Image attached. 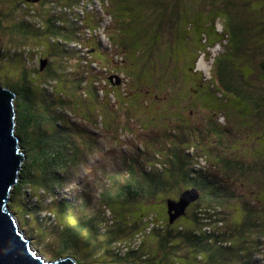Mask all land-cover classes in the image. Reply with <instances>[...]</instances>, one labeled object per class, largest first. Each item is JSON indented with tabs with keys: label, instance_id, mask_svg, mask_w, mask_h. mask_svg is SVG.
I'll return each instance as SVG.
<instances>
[{
	"label": "trees",
	"instance_id": "1",
	"mask_svg": "<svg viewBox=\"0 0 264 264\" xmlns=\"http://www.w3.org/2000/svg\"><path fill=\"white\" fill-rule=\"evenodd\" d=\"M158 1L161 3L163 0H101V14H95L93 19L92 13L82 10L77 0H48L42 4L47 11L41 10L36 22L31 17L26 27L21 28L22 24H20L12 25L11 31L9 27L5 29L16 35L19 34V38L23 41L20 44L21 48L17 49V52H20V50L29 48L25 43L27 40L39 43L43 39L48 40V37L53 35H61L70 39L79 33L93 34L102 28L98 23L102 20L101 18L109 19L115 30L111 35L103 30L104 41L108 49L100 50L101 48L95 44V48L91 46L94 48L91 53L86 51L84 54L88 56L87 60L80 56L73 58L78 65H74L73 62L71 67L73 70L89 72L92 82L107 85L112 90L111 85L113 84L105 75H108V72L118 73L121 67L117 68L107 54L114 51L115 56L119 53L118 57L121 58L124 55L125 59L130 53H135L130 50L132 38L128 31L132 26L136 28V31L137 25L138 29L142 27L138 18L142 17L143 25L147 29H156L165 34L173 27V17L170 16V20L167 17L174 15L176 10L178 11V4L172 0L168 5L172 7L169 8L159 5ZM254 1L260 3L254 13L248 12L252 0H217L215 3L202 0L196 3L194 10L203 15V27L206 30L203 35L201 33L199 35L198 46L200 48L198 46L192 48L195 52L186 63L190 67L184 66V72L195 84L197 80L194 74L196 73H192V68L194 60L198 58L196 53L206 54V48L212 47L215 43L224 42V52L215 57L211 65L216 81L211 82L209 86L203 83L197 86H207L209 89L211 85L218 87L223 90V93H229L238 99L249 114L255 113L258 118L264 119V97L256 94L257 92L253 91L251 84L247 82L251 69L256 68L264 72L261 68H264V0ZM16 3L19 7L24 6L18 1ZM55 10L60 13L57 11L56 13ZM74 11H80L85 16L82 21L83 32L78 33L76 29H73L72 19H77ZM217 20L221 21V33H217L214 28V22ZM36 24L38 27H35ZM167 25L169 28L166 30ZM187 27L189 30L192 29L191 24H187ZM207 29L214 34L213 39H209V35L206 34ZM136 34L138 36V31ZM202 41L204 43H201ZM71 44H68L69 47ZM40 55L41 53L34 55L36 62L41 58ZM100 55L102 57H99ZM258 55L263 58V61L257 60ZM228 56L233 60H229ZM23 57L27 55L23 54ZM9 58L11 59L10 56ZM14 60L8 61L12 66V74L18 72L17 67L20 66V61L14 62ZM91 63L94 68H90ZM147 68L146 64L141 62L136 66V70L140 72ZM93 70L102 72L104 75L96 73L93 76V73H90ZM28 72L26 69L22 70L20 83L27 82ZM41 72H45L49 80L54 79L56 84L54 72L48 66L42 71L38 67L35 73L40 74ZM122 74L129 77L127 71ZM73 76L74 74L71 75ZM104 76V81H102L101 78L103 79ZM257 79L264 83V74L257 76ZM71 81L75 85V93L80 86H84L85 80L76 78L69 80L68 83ZM68 83H66L67 86ZM17 85L12 84L10 88L16 97L24 92L29 93V89L19 91ZM88 89L90 90L89 87ZM104 93L106 96L109 95L107 90ZM115 94L118 99L123 97L118 92L112 95ZM16 97L15 111L18 112L16 103L18 97L17 99ZM92 110L90 107L84 116L78 115L75 111L73 115L84 118L86 123H92V118L96 120L100 118V115L93 117L95 113ZM104 119L100 118V121ZM96 120L93 125L104 129L106 136L114 141V145L117 144L115 135H118L122 128L111 132L110 129L114 125L111 120L108 121L106 127L100 126ZM56 121L52 118L49 123L50 129L46 128L47 131L45 130L44 134L39 133L32 140L27 139L31 137L26 134L31 127L24 126L21 121L19 125V117L16 116L15 135L20 139V149L22 148L25 160L11 194L18 196L19 201H16L15 205H19L25 211L23 217L26 229L22 230L23 234L27 233V238H38L43 248H47V243L51 242L52 250H56V257L69 255L74 259L75 257L83 259L84 250L91 249L90 245L93 247L96 245L101 223L106 222L104 212H108L116 223L109 231L108 236L110 237H107V243L109 245L119 242L125 247L124 257H115L113 260L116 261L115 264L120 262L123 264H258V261L254 259H257L258 255L255 253L264 241V208H262L264 201L258 202L257 200L256 204H246L241 197L239 202L232 206L230 202H234V195L226 191L224 182L205 175L204 171L197 167V159H190V156L185 154L190 149L183 148V144L187 143L186 140H179L183 142L182 145L176 143L169 147L168 155L164 154L163 157L159 158L153 152L152 161L142 153L143 150L130 152L136 158H132L131 155L128 158L123 154L120 161L113 159V154H107L106 158L108 157L110 162L118 165L107 173L104 169H100L99 173L102 174L107 185L102 187L96 180H92L91 185L97 189V193L93 196L91 185L84 183L76 187V189L79 188V193L67 191L73 184V175L78 171H84L87 158L91 156L92 151L95 152L96 149V152H101L102 146L92 143L89 138L83 139L81 145H77L75 136L66 135V128L59 126ZM211 128L215 135L219 133L218 129ZM33 130L40 131L39 128ZM123 132L126 133L127 130L124 129ZM23 134L26 140L25 147L21 140ZM217 162L222 165L219 168L228 177H232L235 171H239L249 183L264 182V158L258 162L262 163L261 166L258 164L242 166L240 162L232 160H220L215 163ZM242 168L243 170H240ZM181 185H186L187 188L194 189L199 194L198 199L190 204L180 217L181 219L179 218L180 222H184L186 218L191 219L192 225L189 222L188 226L182 228L165 222V225L159 229L158 223L162 224V222L156 223L153 218V216L156 217V208H162L157 203L161 202L162 205L164 202L163 215L167 219L166 201L177 200L184 192L176 189ZM64 190L66 193L59 198L58 195ZM261 193L264 197V191ZM174 195H176L175 199L172 198ZM28 196L33 199L34 205H28L25 200ZM12 199L14 197L10 195V200ZM47 199H49L48 203L45 202ZM151 202L156 203L157 206L150 204ZM12 205V203L8 205L11 211ZM139 205L144 207V210L138 209ZM152 210L155 213L151 212ZM225 210H228L227 215H225ZM11 213L15 216L13 211ZM30 220H33L32 226L28 223ZM228 224L229 229H227ZM207 230L208 233H206ZM126 234L128 237L124 240L117 239L119 235L125 236ZM133 241H138V247L133 244L129 246ZM80 249H83L82 255L77 256ZM76 263H78L77 260Z\"/></svg>",
	"mask_w": 264,
	"mask_h": 264
},
{
	"label": "rangeland",
	"instance_id": "2",
	"mask_svg": "<svg viewBox=\"0 0 264 264\" xmlns=\"http://www.w3.org/2000/svg\"><path fill=\"white\" fill-rule=\"evenodd\" d=\"M17 1L25 7H19L16 3ZM78 1L82 10L92 13L93 19L95 14H101V0ZM171 1L163 0L161 3L158 1V4L168 6ZM200 1L202 0H174L178 4V11L176 10L174 15H168V20H170V16L173 17V27L166 34L156 29H147L143 25L142 17H139L138 21L141 22L142 27L138 29L137 25L138 36L135 27L132 26L128 31L132 38L130 50L135 53H130L125 59L124 55L119 58L118 52V56H115L114 51L107 54L117 68L121 67V73L108 72V75H105L113 84L111 85V90L107 85L104 86L103 84L92 82L89 72L73 70L71 67L73 62L75 63L74 65H78V62L73 60V58L76 59L80 56L87 60L88 56L84 54H86V51L91 53L95 48V44L101 48L100 50L108 49L105 44L106 41H104L103 30H106L110 35L115 30H113V24L109 19L101 18L102 20L98 23L102 28L93 34H82L79 32H83L82 21H84L85 16L80 11H74L77 19H72L73 29H76L79 34L73 35L70 39L61 35L47 36L49 41L43 39L39 43L27 40L25 43H27L26 46L29 48L17 52V49L21 48L20 44L23 41L19 38V34L16 35L13 32H9V30H12L11 26L22 24L21 28L23 26L26 27L28 23L25 17L27 18L26 15H30L31 10L33 15L30 16L36 22V19L40 17V11H47V8H42L40 3L37 2L26 4L25 0H0V60H3L0 62V87L11 90L12 84H18L19 91L21 89H29V93L27 92L26 94L23 91L24 93L21 96H17L18 100L16 102L18 105V112L16 111V116L19 117L18 124L20 125L22 122L24 126L31 127L26 131V134L31 137H27V139L33 140V138L38 136L37 134H44L46 128L47 130L50 129L49 123H51L52 118H55L59 126L62 125L66 128V135L75 136L77 145H81L83 139L89 138L92 143L102 146L101 152H96L95 149V152L93 150L91 156L87 158L85 170L78 171L77 174L73 175V184L67 192L79 193L80 190L79 188L76 189V187H80L82 183L91 185L92 180H96L102 187L107 185L102 174L99 173L100 169H104L107 173L114 170L118 165L110 162V159L106 158L107 154H113V159L120 161L123 154L128 158H130V155L134 158L135 155L130 152L135 153L143 150L142 153L152 161L154 159L153 152L155 156L163 157L164 154L168 153L169 150L167 151V149L169 147L176 143H178L177 145H182L183 142H179L182 139L187 142L183 144V148H190L185 154L189 155L190 159H197V167L202 169L205 175L214 177L221 182L223 181L226 191L234 195V202H230L232 206H235L241 197H243V202L246 204H256L257 200L258 202L264 201L261 193L264 191V187H262L264 182L249 183L239 171H235L232 177H228L219 168L222 165L219 162L215 163L220 160H232L240 162L242 166H252L253 164L261 166L262 163L258 162L264 158V119L258 118L255 113L249 114V111L244 109L243 104L231 94L223 93L222 89L212 85L211 89L207 87L211 82L216 81L211 65L213 59L224 52V42L215 43L212 47L206 48V54L199 53L198 55L196 53L198 58L194 60L192 68V73H196L194 74L197 80L195 84L184 72V66L191 59L192 53L195 52L192 48L199 45V35L200 33L203 35L206 30L203 27V15L194 10L196 3ZM207 1L215 3L217 0ZM85 3H87L86 6ZM152 3L154 4V2ZM259 5V1L252 0L248 12H256ZM168 7L171 8L172 6ZM187 24H191V30L188 29ZM5 27L11 29L6 30ZM35 27H38V25L36 24ZM167 28H169V25L166 26V30ZM214 28L217 33H221V21H215ZM134 33L135 37H133ZM206 34L209 35V39L215 37L208 29ZM67 43L72 44L69 47ZM201 43H204V41ZM38 53H41V58L38 59L37 64L34 55ZM23 54H26L27 57L24 58ZM258 56L259 59L257 60L263 61V58L260 55ZM99 57L102 56L100 55ZM228 58L233 60L230 56ZM11 60H14V62L20 61V66L18 65L17 67L19 71L13 74L12 66L8 64V61ZM41 60L46 61L47 64L50 60L55 61L52 65L53 70H50L54 72L56 84L54 79L49 80L45 76V72L35 73ZM140 62L145 63L148 67L141 72L136 70V66ZM186 67L189 68L190 66L186 65ZM90 68H94L92 63ZM261 68L264 69L263 67ZM23 69L29 71L26 76L27 82L24 84L20 83ZM126 71L130 80L122 74L126 73ZM262 71L256 68L251 69L249 72L251 75L248 76L247 82L251 84V88L257 92L256 94L264 97V83L257 79V76L264 74ZM90 73H93V76L96 73L104 75V73L96 70L90 71ZM72 74H74L73 77H71ZM105 76L103 79L101 78L102 81H104ZM76 78L77 80L79 78L83 79V81L85 80V89L84 86H80L79 90L75 91V95V85L72 81L70 83L68 81ZM66 83H68V86ZM200 83L207 86H197ZM105 90L109 92L108 96L105 95ZM89 91L90 93H88ZM116 92L123 97L118 99L116 94L113 96L112 94ZM90 107L95 113L93 117L100 115V118L105 119L101 122L99 117L98 120L92 118V123H86L84 118L73 115L75 111L78 115L84 116ZM85 119L87 118L85 117ZM62 120L68 122L64 123ZM94 120L104 127L111 120L114 124L110 129L111 132L117 128H122V131L115 135L117 144L114 145V141L106 136L104 129L93 125ZM211 127L218 129L219 133L215 135L211 131ZM38 128L40 131L35 132L33 130ZM124 129L127 130L126 133L123 132ZM21 140L22 145L25 147L24 134L21 136ZM193 149L194 151H192ZM240 170H243V168ZM181 186H177L176 189L182 191L189 189L186 185L181 189ZM91 190L94 196L97 193V189L91 185ZM64 193H66L65 190L58 197L61 198ZM11 196L14 199L9 200L8 205L13 204L11 209L15 213L13 217L17 227L20 231L22 229L25 231L26 227L23 217L25 211L19 205H15L16 201H19L18 196L12 194ZM197 197H199V194ZM172 198L175 199L176 195L172 196ZM25 200L28 205L35 204L30 196L25 197ZM45 202L48 203L49 199ZM150 204L162 206L160 209L156 208V217L151 214L156 223L162 222V224L158 223L160 229L167 222L166 216L163 215L164 202L162 205L161 202L157 204L151 202ZM137 208L144 210L141 205ZM227 211L225 210V215H227ZM151 212L155 213L154 210ZM237 215H239L238 211ZM104 217L106 222L101 223L96 237V245L94 247L90 245L91 249L86 248L84 250L83 259L77 257L74 259L69 255L56 257V250H52L51 246L53 244L51 242L47 243V248H43L38 238H27V233L24 236L29 240L31 248L33 247L36 250L35 252L42 256V259L46 262H55L61 258H66L75 262L77 260L78 263L76 264H115L116 261H113L115 257H124L125 247L119 242H113L108 245L107 237H110L108 236L109 231L113 229L116 222L108 212H104ZM179 218L171 226L183 228L188 226L189 222L191 223V219L186 218L184 222H180L181 218ZM102 221L104 220L102 219ZM28 223L32 226L33 220L28 221ZM229 227L230 225L228 224L227 229ZM23 230L21 231L22 233ZM208 230L206 233L209 232ZM127 237V234L125 236L119 235L117 239L122 241ZM43 242L45 243V239ZM52 243L54 242L52 241ZM132 244L138 247V241H133L129 246ZM82 250L80 249L77 253L78 255H76L81 256ZM255 254L258 256L254 261L257 260L258 264H264V241ZM117 264H123V262Z\"/></svg>",
	"mask_w": 264,
	"mask_h": 264
},
{
	"label": "water",
	"instance_id": "3",
	"mask_svg": "<svg viewBox=\"0 0 264 264\" xmlns=\"http://www.w3.org/2000/svg\"><path fill=\"white\" fill-rule=\"evenodd\" d=\"M39 0H26L35 3ZM46 61H40L42 71ZM15 94L0 87V264H76L70 259L46 262L38 256L29 240L19 230L13 215L8 210L11 189L18 180L25 160L15 135ZM198 192L189 189L180 194L177 200L166 201L168 223L172 224L183 216L186 208L198 199Z\"/></svg>",
	"mask_w": 264,
	"mask_h": 264
},
{
	"label": "clouds",
	"instance_id": "4",
	"mask_svg": "<svg viewBox=\"0 0 264 264\" xmlns=\"http://www.w3.org/2000/svg\"><path fill=\"white\" fill-rule=\"evenodd\" d=\"M25 2H26V0H25ZM45 2V0H39L37 3H40V5H41V7H43V3ZM26 4H29V3H26ZM23 7H25V6H23ZM31 12H32V10H31ZM30 12V15H33L32 13ZM30 15H26L27 16V18L25 17V20H26V22L28 23L29 22V20H30V18H31V16ZM42 61V60H41ZM37 64H38V61L36 62ZM39 67H40V62H39ZM45 67H46V65H45ZM44 67V68H45ZM44 68H43V70H44ZM11 91V90H10ZM16 97V96H15ZM14 104H15V100H14ZM15 125H16V117H15ZM17 137V136H16ZM19 139V138H18ZM20 140V139H19ZM20 142V141H19ZM20 144V143H19ZM21 151H22V148H21ZM23 153V152H22ZM24 155V154H23ZM24 158H25V156H24ZM24 163V162H23ZM13 189V188H12ZM12 189H11V192H10V195H11V193H12ZM10 195H9V199H10ZM8 204H9V202H8ZM9 210V209H8ZM10 211V210H9ZM11 213V212H10ZM12 214V213H11ZM14 216V215H13ZM167 222H168V216H167Z\"/></svg>",
	"mask_w": 264,
	"mask_h": 264
},
{
	"label": "flooded vegetation",
	"instance_id": "5",
	"mask_svg": "<svg viewBox=\"0 0 264 264\" xmlns=\"http://www.w3.org/2000/svg\"><path fill=\"white\" fill-rule=\"evenodd\" d=\"M55 61L54 60H50V62H48V64H47V66L49 67V69H52L53 70V63H54ZM8 64H9V62H8Z\"/></svg>",
	"mask_w": 264,
	"mask_h": 264
},
{
	"label": "bare ground",
	"instance_id": "6",
	"mask_svg": "<svg viewBox=\"0 0 264 264\" xmlns=\"http://www.w3.org/2000/svg\"><path fill=\"white\" fill-rule=\"evenodd\" d=\"M32 249H33V247H32ZM33 251L35 252L36 250L33 249ZM35 253H36L38 256H40L37 252H35ZM61 259H62V258H61ZM65 259H66V258H65ZM59 260H60V259H59ZM70 260H71V259H70Z\"/></svg>",
	"mask_w": 264,
	"mask_h": 264
},
{
	"label": "built area",
	"instance_id": "7",
	"mask_svg": "<svg viewBox=\"0 0 264 264\" xmlns=\"http://www.w3.org/2000/svg\"><path fill=\"white\" fill-rule=\"evenodd\" d=\"M56 11H57V10H55V12H56ZM53 12H54V11H53ZM53 12H52V13H53ZM56 13H57V12H56Z\"/></svg>",
	"mask_w": 264,
	"mask_h": 264
}]
</instances>
